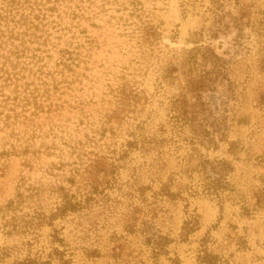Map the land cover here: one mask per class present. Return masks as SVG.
<instances>
[{"label":"rangeland","instance_id":"rangeland-1","mask_svg":"<svg viewBox=\"0 0 264 264\" xmlns=\"http://www.w3.org/2000/svg\"><path fill=\"white\" fill-rule=\"evenodd\" d=\"M204 250L264 264V0H0V264Z\"/></svg>","mask_w":264,"mask_h":264},{"label":"trees","instance_id":"trees-1","mask_svg":"<svg viewBox=\"0 0 264 264\" xmlns=\"http://www.w3.org/2000/svg\"><path fill=\"white\" fill-rule=\"evenodd\" d=\"M7 96V95H6ZM9 99V95L7 96ZM216 165H221V169H219L218 172H216V177L214 178V181L212 182L211 185L208 186V190L211 189L217 192L219 189H224L228 186V181H226V173L232 169L231 165H229L226 161H220L217 162ZM63 203L61 207H59L57 210L59 212H66L68 210H73L75 208H78L80 206V203L77 201H73L71 199V196L68 195L67 193L64 194L63 197ZM12 203V202H11ZM13 205V204H11ZM15 226V224H14ZM195 224L192 222H186V228L187 231L190 232L194 228ZM201 260L205 262L206 264H222V261L219 257L212 255L208 253L206 250L203 251V255L201 256ZM15 264H51L49 261H38L37 259H31L27 258L22 261H18Z\"/></svg>","mask_w":264,"mask_h":264}]
</instances>
